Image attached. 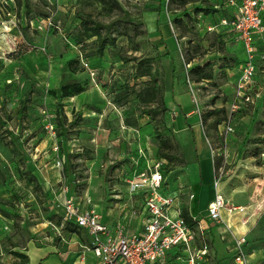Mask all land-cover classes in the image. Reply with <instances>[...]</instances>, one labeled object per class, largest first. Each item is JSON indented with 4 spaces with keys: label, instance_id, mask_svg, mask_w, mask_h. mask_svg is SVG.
Segmentation results:
<instances>
[{
    "label": "rangeland",
    "instance_id": "1",
    "mask_svg": "<svg viewBox=\"0 0 264 264\" xmlns=\"http://www.w3.org/2000/svg\"><path fill=\"white\" fill-rule=\"evenodd\" d=\"M17 1L0 0V115L6 118L0 126V264H23L11 252L22 253L30 241L38 244L41 238L55 240L65 233L60 229L64 187L65 193L90 200L104 214L113 209L125 214L126 207L137 206L128 199L125 179L143 162L160 159L158 134L181 155L177 164L165 161L161 168L166 190L187 207L192 186L198 183V155L191 127L177 125L174 94L181 102L187 96L199 116L214 179L222 183L224 193H219L233 196L234 205L262 197L257 190L264 175L259 168L264 153V72L254 76L261 93L257 103L240 104L232 114L218 113L202 122L209 110L228 111L226 104L235 92L233 71L246 53L242 42L227 38L223 43L198 26L194 10L201 0L181 8L169 0H109L110 9L98 0ZM81 15L109 25L107 32L103 29L107 43L101 56L94 54V37L80 35ZM174 18L183 22L177 26ZM141 59H148L161 86L160 100L149 105L137 97L150 85L148 77L135 76ZM205 62L213 63L212 78L194 81L189 70ZM258 67L264 70L261 63ZM67 79L79 80L85 90L72 97L47 93ZM161 105L165 109L153 117H137L142 107ZM59 106L67 120L61 135L54 117ZM217 118L223 119L215 124ZM54 145L63 157L61 169ZM194 206L197 201H191ZM195 235L200 240L197 229ZM212 236V231L204 233L208 244ZM261 260L264 264V256Z\"/></svg>",
    "mask_w": 264,
    "mask_h": 264
},
{
    "label": "built area",
    "instance_id": "2",
    "mask_svg": "<svg viewBox=\"0 0 264 264\" xmlns=\"http://www.w3.org/2000/svg\"><path fill=\"white\" fill-rule=\"evenodd\" d=\"M222 2L232 12V18L222 19L220 23L229 25L235 34V40L242 42L246 53V60L239 68V75L234 83L235 92L228 106L227 112L232 114L240 109V104L254 103V76L256 71H259L256 63L258 52L256 40L261 38L264 32V0ZM259 49L258 58L264 66V43ZM84 66H87V63H84ZM192 100L197 106L195 97H192ZM48 128L50 135L55 136L54 126L50 125ZM224 130L228 131L227 128ZM53 150L58 153L56 164L61 169L63 157L60 156L57 145H54ZM164 162L156 160L125 179L129 194L142 195L141 208L144 219L142 228L137 233H127L126 226L121 223L110 228L88 201L86 206L82 207L80 201L73 196H67L65 193L67 188H63L62 223L68 222L86 231L91 238L90 250L97 257L99 264H160L174 247L179 248L178 257L186 264H198L206 256L207 245L194 247L193 229L183 219L177 199L161 191L164 181L161 165ZM261 166L264 167V161ZM218 182L219 179H214L215 187ZM226 206L227 201L222 194L215 192L207 207L209 219L216 223L222 222L220 210ZM231 208L234 209L229 207L228 210L231 211ZM247 257L246 237L244 235L235 237L233 264H248Z\"/></svg>",
    "mask_w": 264,
    "mask_h": 264
},
{
    "label": "crops",
    "instance_id": "3",
    "mask_svg": "<svg viewBox=\"0 0 264 264\" xmlns=\"http://www.w3.org/2000/svg\"><path fill=\"white\" fill-rule=\"evenodd\" d=\"M168 30L169 24H168ZM257 42V51L256 52V63H263L259 60V51L264 43V32L262 33L261 38L256 40ZM239 67L234 73L232 78L233 87L235 80L239 75ZM264 72V70H259ZM264 75V74H263ZM254 93V103H257L259 100L260 89L258 87V81L254 82L253 85ZM175 103L178 105L179 114L176 118L177 125L182 128L183 126L191 127L194 143L198 155V183H194L192 186L191 193L189 195V201L187 207L181 206L178 201V204L182 208H186L189 215L196 221L197 228L193 229L194 232V247L199 248L203 244L207 245L208 252L203 260L198 264H211L210 262L215 260L216 264H232L233 263V241L237 236L244 235L246 237V250L248 253V264H262L263 253V244H264V175L263 177L258 178L261 183V188H258L257 191H260L261 196L259 199L248 201L245 204L234 205L232 203L233 196H222L227 201V206L220 210V215L222 222L216 223L209 219L207 215V207L210 201L213 199L215 190L218 189V192L222 191V183H218L217 187L214 186V171H213V162L205 150V144L202 141L200 128L197 124L198 114L191 107V100H188L187 96L183 102H181L177 96L174 94ZM231 101V100H230ZM229 101V103H230ZM229 103L226 106H229ZM256 105V104H255ZM224 128H222L223 130ZM155 153V152H154ZM264 161V153L261 155L260 169L264 172V167L261 166V163ZM154 161H151V163ZM150 163V164H151ZM146 162H143L142 166H139L138 170L143 169ZM60 179L58 180V182ZM220 184V187H219ZM166 179L164 175V181L162 185V193L166 195H171L176 198L175 195L168 193L166 190ZM219 187V188H218ZM224 193V192H223ZM67 196H73L80 201L82 207L86 206V202L95 209V206L90 202V200H85L76 196L74 193H66ZM255 197V192H254ZM134 198L135 200L133 201ZM128 199L130 202H135L137 206L131 205V207L125 210V214L121 213V210L113 209L109 214H104L101 211H98L101 215V220L106 223L110 228H113L117 223L124 224L126 226L127 233H137L142 228V223L144 219V213L142 210V195L140 193L129 194ZM191 201H197V207H190ZM199 205L201 209L199 208ZM229 207L231 211H229ZM61 208V203H60ZM237 208H241V212H237ZM96 210V209H95ZM243 210V211H242ZM62 211V209H61ZM236 211V215L235 212ZM234 219V220H233ZM63 226V225H62ZM60 229H64L63 227ZM232 226V227H231ZM195 229L199 231L200 240H197L195 235ZM65 233L60 234V238L44 237L38 241V244H35L33 241H30L24 247L22 252L28 257V264H99L97 257L90 250L91 238L82 228L76 227L74 231H69L64 229ZM212 231V238L207 243V240L204 239V233H210ZM230 232V233H229ZM211 249H209L210 247ZM179 248L174 247L168 252L166 259L160 264H186V262L178 257L180 254Z\"/></svg>",
    "mask_w": 264,
    "mask_h": 264
},
{
    "label": "trees",
    "instance_id": "4",
    "mask_svg": "<svg viewBox=\"0 0 264 264\" xmlns=\"http://www.w3.org/2000/svg\"><path fill=\"white\" fill-rule=\"evenodd\" d=\"M102 4L106 5L109 9L111 8V4L109 0H98ZM199 0H169V3L176 8L185 7L187 4L191 2H195ZM202 4L194 10L198 19V26L201 24L204 27L205 31L213 32L216 34L223 43L228 40H234L235 34L230 29L229 25H221L222 19H230L232 18V12L229 10L228 7H225L223 0H201ZM19 2V0L17 1ZM19 5V4H18ZM24 7L28 8L29 11V4L26 2ZM185 17H190L188 13L184 14ZM183 22L182 19L174 18V23L179 26ZM80 35H84L86 38L94 37L93 43L95 46L94 54L101 56L103 53L104 45L107 43V38L103 34V29L109 28V25L105 26L101 22L94 20L90 17L86 18L85 16H80ZM211 28V29H209ZM78 35V36H80ZM74 60H71L69 64H71ZM213 63L205 62L204 64H196L193 66L189 73L193 76V80L196 82H201L204 80H210L213 75ZM175 70V68L173 67ZM136 77H148L150 85H148L143 90L137 92V97L140 102L145 103L147 105L157 102L160 100L161 97V86L154 75L153 66L149 63L148 59H141L138 60L136 63ZM85 90L84 85L77 79H67L58 85L57 88H51L47 90V93L53 97H72L82 93ZM165 109L164 105H161L160 108L158 107H142L140 112L138 113L137 117H141L143 115L147 117H153L154 115L158 114L159 111H163ZM226 109L224 107L214 108L212 110L207 111L201 117L202 122H204L207 118L211 117L212 115L221 113H226ZM54 117H56L55 125L57 130V134L61 135L64 133L66 128L65 122L67 121L63 111L62 106H59L56 112L54 113ZM223 118H217L215 124L220 123ZM6 118L0 115V126L5 123ZM75 123V122H70ZM220 125V124H219ZM159 135L158 140V156L159 160H164L167 162H172L174 165L177 164L181 160V155L178 154L173 147V144L170 140L163 136L162 134ZM170 168L167 167L165 171H168ZM162 173L164 175V171L161 168ZM181 215L185 222L192 228H195L196 221L189 215L186 208H182ZM64 229L69 231H74L75 226L71 223H64L62 226ZM14 256L19 257L22 260L23 264H28V257L20 252H11Z\"/></svg>",
    "mask_w": 264,
    "mask_h": 264
}]
</instances>
